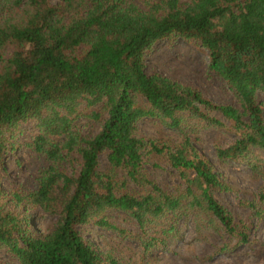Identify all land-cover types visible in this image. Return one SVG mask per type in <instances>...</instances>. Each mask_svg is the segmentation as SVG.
<instances>
[{"label": "trees", "instance_id": "1", "mask_svg": "<svg viewBox=\"0 0 264 264\" xmlns=\"http://www.w3.org/2000/svg\"><path fill=\"white\" fill-rule=\"evenodd\" d=\"M179 38L207 50L209 73L233 101L149 72L154 45ZM84 118L99 130L84 133ZM147 119L179 137L142 135ZM208 128L234 133L216 143L218 159L262 178L245 204L264 218V0H0L1 174L19 134L31 133L26 146L46 159L32 189L6 188L0 176V248L19 264H140L102 255L82 231L92 222L135 239L146 255L168 249L185 220L224 230L221 250L250 242L251 225L218 196L233 185L195 142ZM150 153L180 182H157L145 166ZM35 209L58 216L54 225L39 230Z\"/></svg>", "mask_w": 264, "mask_h": 264}, {"label": "rangeland", "instance_id": "2", "mask_svg": "<svg viewBox=\"0 0 264 264\" xmlns=\"http://www.w3.org/2000/svg\"><path fill=\"white\" fill-rule=\"evenodd\" d=\"M185 2L191 0H184ZM209 57L207 50L194 43L179 39H163L149 51V72H163L175 79L199 85L207 95L217 101H233L234 92L228 85L209 73ZM84 133H96L100 125L93 118H84L81 123ZM140 131L144 136L179 137V131L169 129L152 120L141 121ZM197 146L216 164L223 178L233 185L232 189L218 192L219 198L234 212L237 222L242 227L251 225V241L235 245L232 249L221 250L228 239L224 230L203 227L195 228L192 220L180 223L181 237H173L168 249L156 250L146 255L143 246L135 239L121 237L116 231L100 228L89 223L82 227L85 237L94 242L102 255L112 252L129 262L140 264H264V218L253 216L251 208L245 204L246 199L257 198L262 185V178L251 172L249 166L239 162H221L216 152V143L228 144L234 133L222 129H200L193 133ZM32 134H19L12 140L15 148L5 157L7 172L2 173L3 185L6 188L19 187L23 190L34 188L38 182V174L45 165L46 159L26 146L25 142ZM103 166H107L106 155L102 156ZM77 163V162H76ZM145 166L152 177L165 187H174L180 182L176 170L165 157L150 153L146 157ZM72 170V167H69ZM36 215V227L46 230L53 226L58 216L51 215L41 209L33 210ZM119 222L136 228L133 222L122 215L115 216ZM157 227H154L156 229ZM0 264H19L17 259L4 248H0Z\"/></svg>", "mask_w": 264, "mask_h": 264}]
</instances>
